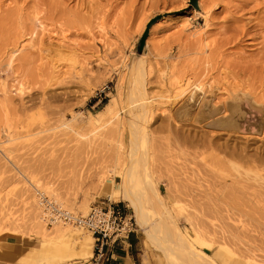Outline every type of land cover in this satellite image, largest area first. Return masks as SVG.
Masks as SVG:
<instances>
[{
  "label": "rangeland",
  "instance_id": "1",
  "mask_svg": "<svg viewBox=\"0 0 264 264\" xmlns=\"http://www.w3.org/2000/svg\"><path fill=\"white\" fill-rule=\"evenodd\" d=\"M195 3L0 0V264L45 244L30 217L39 193L74 215L87 214L79 208L85 201L89 209L107 203L112 188L105 176L119 172L114 167L126 155L125 100L142 56L147 168L162 197L176 202L180 232L197 242L183 218L195 205L186 192L199 188L203 195L217 184L220 190L250 171L264 180V0ZM107 104L114 115L104 111ZM238 192L223 195L218 214L199 210L224 222L241 213L244 224L218 220L200 230L214 247L198 250L216 264H264V221L256 220L264 219V202ZM117 199L112 204L132 215ZM141 236L135 225L134 259L162 264L156 253L143 252ZM45 256L49 264L92 262L64 263L52 250Z\"/></svg>",
  "mask_w": 264,
  "mask_h": 264
},
{
  "label": "bare ground",
  "instance_id": "2",
  "mask_svg": "<svg viewBox=\"0 0 264 264\" xmlns=\"http://www.w3.org/2000/svg\"><path fill=\"white\" fill-rule=\"evenodd\" d=\"M204 17L207 18L206 16ZM158 24L159 23H157L155 27ZM145 26L146 24H144L143 29H145ZM206 27L208 26L206 25ZM152 28H154V26ZM200 32L201 30L199 31V33ZM150 39L151 38L149 35V37L146 40L147 48H148V42L151 41ZM144 59L145 56H142V58L137 63L136 68L133 69L134 73L130 77V81H129L130 90L127 91L126 100H125L129 115V121L128 123H126V125H124L127 130V136H128L127 150L125 153L126 155L124 156V154L123 155L121 154L122 156L118 158V163H119L118 167L113 166L114 168H117L119 172L117 173L115 172L116 174H114L113 171H109L110 174L108 173L107 176H105V180L110 184V187L112 188L111 194H109V196H105V198L108 201L112 202L114 201V198L117 197L118 198L117 201H120L121 199L120 202L127 204V207L130 208L131 210L132 218L134 219L136 227L142 234L141 236L142 250L144 249V251H152L153 253H156L160 257L162 264H216L211 257H209L204 252H200L198 250V248H201V246L205 247L208 250L209 249L212 250L214 245L204 241L203 238H201V236L197 233L200 230H204L205 228L207 229L209 226L210 228H213L214 226H216L215 223L219 221H221V223L220 222L219 223L220 225L222 224V226H224L225 223L229 224V222L233 224L237 223L243 225L244 224V221L242 220L243 215L241 216V213H238L237 215L231 214L232 216L230 214H229L230 216L227 214L226 216L227 222L226 221L224 222L222 221L223 218L222 220L213 219V217L206 218V216L208 215L205 216V214H203V211L199 209L204 210L205 208L204 206H206V209L208 210L209 213L210 211L214 213V211L217 208V204L221 202L223 203L224 201L222 200L223 195L227 197L230 194L232 195L233 192L235 193L239 191L238 193H240V190L245 191L248 194V196H250L251 199L254 200L253 202L256 201L257 205L263 204L264 200L262 199H264V193L262 191H264V180L259 174V172L250 171L251 173H253V175H250V173H245L244 175L245 177L243 178L242 177L234 178L230 182L226 181L219 184V187L223 184L222 187H220V190L218 189V184L217 186L214 185L208 186L206 189L202 188L203 190H205L203 192V195L202 193L198 194V192H195V190H198L199 188L192 190L190 187L192 191L191 193L188 194L191 195H187L186 192V196L187 197L190 196L192 202H194L192 203V205L195 204L196 206L193 205L192 213H189L190 215H186L183 218H185L189 223V226L191 227V231L196 236L197 242L193 243L189 237L183 235L180 232L175 222L176 216L180 214V210H178L179 209L178 206L177 207L175 206L176 202L175 204L171 202L170 197H168V199L166 200L162 197L161 193L159 192V190L157 189V187L153 182L151 172L147 168L148 159L145 150L147 136L144 126L147 124V121H149L148 120L149 112L147 108L148 104L146 103L147 92L145 86L146 72L143 68ZM185 85L189 87L188 82H185ZM188 87L187 90L189 89ZM183 92H186V89L183 90ZM113 101H111V103H113L112 106H114L115 108L116 106L115 101L114 102ZM112 108L108 106L106 109H104V111L107 110L108 112H110V114L112 112L114 113L113 111L114 109L111 110ZM113 113L112 115H114ZM116 113L117 112H115V117L118 116V115L116 116ZM199 177H197V179ZM258 181H260V183L258 187H256L254 184L257 183ZM262 181L263 184H261ZM254 187L261 189L262 191L255 190ZM215 193L217 195L219 194L218 196L219 198L215 195ZM41 197H42V193H39L38 197H36L35 200L36 208L32 209L31 212L32 214L30 217H31V223L33 229L35 230L36 238H39L45 244H41L37 249L35 248L31 249L29 256L25 255L24 258L18 256L14 264H38L40 258H41L40 264H49V261L45 260L47 259L45 255L48 254L49 251L51 250L55 251L59 256H61V260H63L62 262L64 263L65 262L68 263L71 260L83 261L84 259L92 258L94 240L91 235V232L85 228L83 230L81 228H77L74 225H71L69 223H64L59 220L53 221L50 224H48V222L45 219L46 213H44V208L40 204ZM174 197L178 198L176 195ZM53 199L51 200L55 201ZM56 203L61 208H63L62 202L59 201V203L58 202ZM234 203L235 202L232 201V204ZM201 206L202 208H200ZM72 208L73 207H70V209ZM79 208L85 214L88 213V210L90 211L87 201L83 202L79 206ZM175 210L179 211V213L176 212L177 214H175L176 216L174 217L173 213H175ZM229 211H231V209ZM215 212L216 214H218L217 211ZM244 216L248 218V215L244 214ZM226 217L224 218L225 220ZM252 217L250 214L248 219L254 221L255 217L253 218ZM260 219L264 221L262 217L256 218V220H260ZM230 225L227 226L230 227Z\"/></svg>",
  "mask_w": 264,
  "mask_h": 264
},
{
  "label": "built area",
  "instance_id": "3",
  "mask_svg": "<svg viewBox=\"0 0 264 264\" xmlns=\"http://www.w3.org/2000/svg\"><path fill=\"white\" fill-rule=\"evenodd\" d=\"M41 206L44 208L45 219L69 223L91 232L94 240L92 264H102L111 259L114 246H129V236L135 230V222L124 207L107 201L92 205L86 215H74L71 211L61 208L55 201L42 195Z\"/></svg>",
  "mask_w": 264,
  "mask_h": 264
},
{
  "label": "crops",
  "instance_id": "4",
  "mask_svg": "<svg viewBox=\"0 0 264 264\" xmlns=\"http://www.w3.org/2000/svg\"><path fill=\"white\" fill-rule=\"evenodd\" d=\"M112 257L108 261H104L102 264H141L139 260L134 259L132 256L133 245L129 242V246L121 247L119 245L114 246L112 249ZM146 253L147 251H143ZM147 254V253H146ZM92 264V262H91ZM142 264H145V261L142 259Z\"/></svg>",
  "mask_w": 264,
  "mask_h": 264
},
{
  "label": "trees",
  "instance_id": "5",
  "mask_svg": "<svg viewBox=\"0 0 264 264\" xmlns=\"http://www.w3.org/2000/svg\"><path fill=\"white\" fill-rule=\"evenodd\" d=\"M156 19H157V17H154V18H152V19L149 20V22H148V24H147V27H146V29H145L143 35H142V38H143V39H145L144 37H145V34H146L147 29L149 28V26H150L153 22H155L154 20H156Z\"/></svg>",
  "mask_w": 264,
  "mask_h": 264
},
{
  "label": "water",
  "instance_id": "6",
  "mask_svg": "<svg viewBox=\"0 0 264 264\" xmlns=\"http://www.w3.org/2000/svg\"><path fill=\"white\" fill-rule=\"evenodd\" d=\"M188 3L191 4L192 6L196 5L195 0H188Z\"/></svg>",
  "mask_w": 264,
  "mask_h": 264
}]
</instances>
